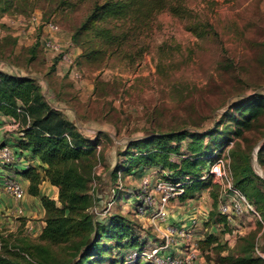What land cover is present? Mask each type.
<instances>
[{
	"label": "rangeland",
	"instance_id": "obj_1",
	"mask_svg": "<svg viewBox=\"0 0 264 264\" xmlns=\"http://www.w3.org/2000/svg\"><path fill=\"white\" fill-rule=\"evenodd\" d=\"M103 1L0 0V70L34 77L51 105L75 122L81 133L97 139V159L83 162L92 198L87 212L94 219L122 215L148 245L162 241L160 231L170 218H176L172 223L180 227L195 218V264H231L227 255L248 254L259 258L256 264H264L263 217L241 197L235 196L242 211L237 216L231 211L227 225L207 223L215 204L212 187L202 188L194 197L173 204L157 230L134 195L142 177L156 168L143 173L117 171L115 179L113 174L131 139L168 130L218 129L226 132L221 156L231 181L234 157L248 159L255 184L264 192V107L239 136L229 132L236 127L226 115H238L232 103L264 97V0H171L183 9L180 15L162 10L148 31L130 32L118 46L96 37L95 28L109 27L117 34L120 21L98 20L82 28L94 6ZM54 44L57 49L51 47ZM72 65L80 75L77 80L70 73ZM213 191L220 195L221 185ZM28 197L26 192L23 198ZM231 198L223 194L219 203L231 204ZM32 207L26 205L16 214L0 211V229L12 234L11 241L24 238L43 246L47 264L76 263L87 238H92L89 232L61 243L39 240L44 214L39 216ZM206 233L216 236L224 248L200 245ZM128 253L104 248L88 264H98L95 260L100 257H107L103 264H109Z\"/></svg>",
	"mask_w": 264,
	"mask_h": 264
},
{
	"label": "trees",
	"instance_id": "obj_2",
	"mask_svg": "<svg viewBox=\"0 0 264 264\" xmlns=\"http://www.w3.org/2000/svg\"><path fill=\"white\" fill-rule=\"evenodd\" d=\"M165 9L176 15L183 10L173 5L171 0H104L94 6L82 28L98 20L120 21L122 28L117 34L111 33L109 27L95 28L96 37H101L107 45L118 46L126 41L130 32V35H139L148 31L154 16ZM56 62L57 59L54 66ZM231 105L238 115L225 112L236 127L229 132L239 136L242 128L248 127L263 109L264 97H246ZM0 113L10 115L19 122L18 137L12 142L2 140L0 146L7 144L12 148L15 160L23 158L26 163L15 171L28 180L26 192L40 196L39 184L44 179L58 188L56 199L40 196L44 216L39 240L61 243L89 232L92 238L90 241L87 238L81 258L74 264L91 263L90 257L99 258L96 256L104 248H115L118 252L123 248L130 253L135 249L150 247L154 241L145 245L146 241L140 238L134 224L126 217L111 213L106 219H94L87 212L92 198L88 191L90 176L83 162L97 159V139L81 133L75 122L65 116L60 108L51 105L34 77L0 70ZM224 132L218 129H181L151 132L131 139L121 153L124 159L115 165L114 179L117 171L143 173L149 167L159 168L166 172L161 173L164 178L184 183V191L179 197L181 200L192 198L197 191L211 186L215 208L209 211L207 223L225 226L231 210L221 212L218 209L222 195H218L213 188L218 189L220 185L211 183L209 175L203 177L209 165L221 157L222 147L226 143ZM228 138L230 140L231 137L228 135ZM15 160L2 167L13 164ZM232 168L233 186L244 195L251 207L260 212L264 221V192L255 184L248 159L234 157ZM11 238V233L0 229V264H47L44 255H41L43 246L27 242L24 238L20 242L17 239L11 241ZM106 241L113 244L108 245ZM199 243L205 247L214 244L216 248H224L212 233H206ZM129 253L126 257H114L109 264H124ZM106 258L100 257L95 261L103 264ZM225 258L231 264H256L259 260L249 254L236 257L227 255ZM135 263L139 261L129 264Z\"/></svg>",
	"mask_w": 264,
	"mask_h": 264
},
{
	"label": "built area",
	"instance_id": "obj_3",
	"mask_svg": "<svg viewBox=\"0 0 264 264\" xmlns=\"http://www.w3.org/2000/svg\"><path fill=\"white\" fill-rule=\"evenodd\" d=\"M49 27L51 29L57 28L53 24H49ZM51 47L57 49L55 44L51 45ZM70 73L76 80L80 78L74 65H72ZM13 121L15 125H19L18 122ZM14 160L15 155L12 148L7 144L0 146V167ZM161 173L166 172L156 168L151 174L143 176L139 183L138 191L134 193L135 198L139 202L138 208L150 215L152 224L157 230H160L158 223L168 219L170 209L173 204L179 201V197L184 191V183L182 181H171L161 176ZM207 175L213 177L221 185L222 195L232 196L231 204L219 203L218 209L221 212L231 210L234 214H240L242 211L241 203L235 196L241 197L247 206L253 210L244 195L233 186L228 166L222 156L209 165L207 173L203 177ZM3 184L5 191L14 199L21 200L25 196L26 189L20 179L14 177L4 178ZM187 199L189 198L185 200ZM196 221L195 218H192L183 227L167 226L165 230L160 231L162 234L161 242H152L149 248L133 250L129 253L124 264L135 261L152 262L154 264H195L198 254V241L194 237ZM174 236L177 237V240H174ZM174 246L176 247L175 249L173 248Z\"/></svg>",
	"mask_w": 264,
	"mask_h": 264
},
{
	"label": "crops",
	"instance_id": "obj_4",
	"mask_svg": "<svg viewBox=\"0 0 264 264\" xmlns=\"http://www.w3.org/2000/svg\"><path fill=\"white\" fill-rule=\"evenodd\" d=\"M74 52H78L77 47L74 48ZM58 70V67H57ZM62 70V69H61ZM14 118L11 117L10 115H5L0 113V141L2 140H7L9 142L14 141L16 137H18V132L15 131V123H14ZM76 124V123H75ZM77 125V124H76ZM8 131H12V133H8ZM25 162L23 158L16 159L15 162L10 166V167H1L0 168V211H4V213H13L16 214L18 212H22L24 207L31 206V203L34 205V207L38 210L39 216H43L44 214V209L41 205L40 202V196L41 195H46L50 198L56 199L58 195V188L52 184L49 183L48 180L44 179L41 181L39 184V191H40V196H33L29 194V197L27 199H21V200H16L13 197H11L4 189V178L8 177H14L18 178L21 180L22 184L24 185L25 189L28 184V180L24 177H22L20 174L16 173V170L21 169L24 167ZM30 200V202H29ZM174 207V206H173ZM20 210V211H18ZM33 210V209H32ZM173 209H171L172 211ZM28 212V209H27ZM178 216V215H177ZM183 218V217H182ZM172 220H176V218H170L166 226H176L180 227V225H175L172 223ZM189 223V222H188ZM183 225V224H182ZM43 226V220H40L39 223V233L42 229ZM164 230V229H161ZM174 249L176 248L175 246L173 247Z\"/></svg>",
	"mask_w": 264,
	"mask_h": 264
}]
</instances>
